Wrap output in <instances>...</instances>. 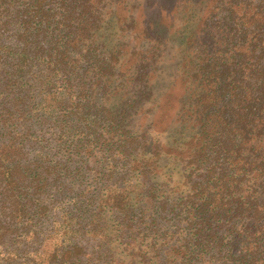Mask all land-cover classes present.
Returning a JSON list of instances; mask_svg holds the SVG:
<instances>
[{
  "label": "trees",
  "instance_id": "1",
  "mask_svg": "<svg viewBox=\"0 0 264 264\" xmlns=\"http://www.w3.org/2000/svg\"><path fill=\"white\" fill-rule=\"evenodd\" d=\"M0 264H264V0H0Z\"/></svg>",
  "mask_w": 264,
  "mask_h": 264
}]
</instances>
